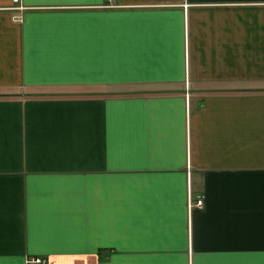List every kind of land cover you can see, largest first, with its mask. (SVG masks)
Returning a JSON list of instances; mask_svg holds the SVG:
<instances>
[{"label":"crops","instance_id":"crops-1","mask_svg":"<svg viewBox=\"0 0 264 264\" xmlns=\"http://www.w3.org/2000/svg\"><path fill=\"white\" fill-rule=\"evenodd\" d=\"M0 264H264V0H0Z\"/></svg>","mask_w":264,"mask_h":264},{"label":"rangeland","instance_id":"rangeland-1","mask_svg":"<svg viewBox=\"0 0 264 264\" xmlns=\"http://www.w3.org/2000/svg\"><path fill=\"white\" fill-rule=\"evenodd\" d=\"M53 90V92H69V93H78L77 91H82V92H86V91H93L94 89H90V88H82V89H78V88H56V89H51ZM97 90V89H96ZM99 92L98 93H110V92H120L123 90V88L121 87H103L102 89L98 88ZM20 91V90H19Z\"/></svg>","mask_w":264,"mask_h":264},{"label":"built area","instance_id":"built-area-1","mask_svg":"<svg viewBox=\"0 0 264 264\" xmlns=\"http://www.w3.org/2000/svg\"><path fill=\"white\" fill-rule=\"evenodd\" d=\"M203 204H204V198L203 196H200V197H194L192 198V196H189L188 198V208H189V211H192L193 208H202L203 207ZM30 262H36V263H45L46 260L42 259V258H34V259H27V263H30Z\"/></svg>","mask_w":264,"mask_h":264}]
</instances>
